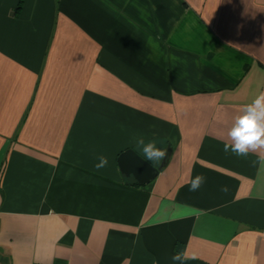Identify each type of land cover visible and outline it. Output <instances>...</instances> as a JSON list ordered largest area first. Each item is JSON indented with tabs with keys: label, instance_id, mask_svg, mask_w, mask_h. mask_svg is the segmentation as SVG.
<instances>
[{
	"label": "crops",
	"instance_id": "crops-1",
	"mask_svg": "<svg viewBox=\"0 0 264 264\" xmlns=\"http://www.w3.org/2000/svg\"><path fill=\"white\" fill-rule=\"evenodd\" d=\"M262 92L264 0H0V264H264V164L223 151Z\"/></svg>",
	"mask_w": 264,
	"mask_h": 264
},
{
	"label": "clouds",
	"instance_id": "clouds-1",
	"mask_svg": "<svg viewBox=\"0 0 264 264\" xmlns=\"http://www.w3.org/2000/svg\"><path fill=\"white\" fill-rule=\"evenodd\" d=\"M227 141L223 145V151L237 157H247L250 152L259 153V161L264 164V92L260 93L251 103L241 107L238 114L227 131ZM133 142L142 149L146 161H161L166 156L165 149L157 147L154 141L145 142L143 136L133 137ZM94 168L99 171L108 166V157L98 154L95 157ZM203 174H198L189 181V190L198 191L206 182ZM221 191L227 192L226 186ZM195 255L176 253L171 257L173 262L184 264L189 259H195Z\"/></svg>",
	"mask_w": 264,
	"mask_h": 264
},
{
	"label": "water",
	"instance_id": "water-1",
	"mask_svg": "<svg viewBox=\"0 0 264 264\" xmlns=\"http://www.w3.org/2000/svg\"><path fill=\"white\" fill-rule=\"evenodd\" d=\"M169 152L170 150L168 149L159 167L150 164L131 148L121 152L117 158V162L123 174L133 176L137 184L144 185L156 178L159 170L165 165Z\"/></svg>",
	"mask_w": 264,
	"mask_h": 264
}]
</instances>
